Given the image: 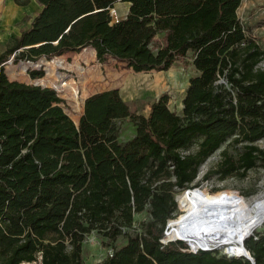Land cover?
<instances>
[{
	"label": "trees",
	"instance_id": "obj_1",
	"mask_svg": "<svg viewBox=\"0 0 264 264\" xmlns=\"http://www.w3.org/2000/svg\"><path fill=\"white\" fill-rule=\"evenodd\" d=\"M35 1L41 9L30 27L0 53V264H82V243L93 231L111 246L100 264H251L216 251H184L185 242L164 244L163 236L169 222L168 238H178L175 195L196 190L199 167L229 139L241 152L222 151L203 180L243 178L264 166L257 145L264 139V49L237 15L241 0ZM117 2L128 11L113 21ZM159 33L165 44L155 50ZM86 47L100 63L112 58L135 72L192 66L181 113L169 109L163 93L146 116L137 114L112 89L87 97L76 124L53 89L12 81L2 65L13 53L17 63ZM42 64L50 82L57 64ZM53 76L56 90L76 100L79 77L72 76L75 88L68 75ZM124 119L135 135L120 143L115 122ZM146 206L152 220L143 233L125 232ZM121 236L124 245H111ZM244 248L264 264V230Z\"/></svg>",
	"mask_w": 264,
	"mask_h": 264
},
{
	"label": "rangeland",
	"instance_id": "obj_2",
	"mask_svg": "<svg viewBox=\"0 0 264 264\" xmlns=\"http://www.w3.org/2000/svg\"><path fill=\"white\" fill-rule=\"evenodd\" d=\"M253 3L250 5L247 1L243 2L237 11V15L248 30V37L254 39L264 49V0H253ZM113 10L114 12L110 11V13L113 21H115L123 14L124 8L118 5ZM39 11L40 6L35 0H28V3L24 6L18 5L14 0H0V53L12 45L13 38L18 37L21 32L30 27L32 19ZM164 44L165 36L162 33H159L151 42L155 50L164 46ZM92 50L87 47L86 50H82L79 53H68L57 57L53 60L57 65L51 66L53 75L66 74L69 76L68 82L70 85H74L75 88V84L79 85V93L76 100H73L67 93L58 92L54 89L64 101L65 112L76 124L82 113V98L87 92L92 90L106 91L116 89L131 111L144 116L148 114L152 102L161 94L166 93L168 95L167 106L169 109L181 113V102L185 95L188 81L195 74L192 66H185L183 63L177 62L167 71L135 72L124 63L112 58L100 63L96 59L95 53H92ZM85 59L89 60L90 64L84 65L82 62L86 61ZM74 61L75 64L72 65ZM24 66L25 63L22 61L18 63H13L12 61L6 64L5 72L8 79L53 88L51 81L53 82L56 79L53 75H50L49 80L51 81H46L48 71L47 69L45 71L44 66L40 68L29 67V71L42 69L45 71V76L38 79H32ZM259 66H264V62H261ZM23 67L25 68L24 71ZM72 76L74 78L79 77L75 84L72 81ZM115 125L118 132V142L126 143L134 137L135 127L128 119L117 120ZM229 141L230 139L199 167L198 177L193 183V185L198 187L194 192L199 193L200 196L207 200L220 202H245L254 196L264 194V166L261 165L248 170L243 178H239L236 175L226 178L212 175L207 180L202 179L207 171L219 164L222 159V151L226 150L227 154L232 157H236L241 152V145L233 146L229 144ZM257 145L264 149V139L259 140ZM188 196L189 192L186 191L175 195L176 203L179 201L176 206V217L180 211L182 216L190 208V206L180 203L181 199H185L189 203ZM178 206H180L181 210H179ZM151 220L150 208L146 206L143 212L134 215L132 225L125 227L123 230L130 234H142L144 230L143 224ZM262 230H264V222L257 225L251 232H253L252 235H255L256 232H261ZM175 234L177 235L176 230ZM126 241L127 239L121 236L111 245L120 247ZM223 249L224 247L215 250V254L218 257L223 254L226 255V248ZM184 251H191V249L185 248ZM110 253L111 246L108 239L102 233L93 231L84 238L82 243V264H100ZM237 258L240 259L242 257L239 255ZM32 264H39V261Z\"/></svg>",
	"mask_w": 264,
	"mask_h": 264
},
{
	"label": "bare ground",
	"instance_id": "obj_3",
	"mask_svg": "<svg viewBox=\"0 0 264 264\" xmlns=\"http://www.w3.org/2000/svg\"><path fill=\"white\" fill-rule=\"evenodd\" d=\"M188 192L190 208L178 219L176 232L179 239L187 242L191 252L201 248L216 247L217 250L224 247L232 248L228 251L229 256L244 258L243 254L248 255L245 241L242 245L241 239L264 222V194L245 202H220L207 200L194 191ZM165 236L168 241L176 240L169 239L168 233Z\"/></svg>",
	"mask_w": 264,
	"mask_h": 264
},
{
	"label": "built area",
	"instance_id": "obj_4",
	"mask_svg": "<svg viewBox=\"0 0 264 264\" xmlns=\"http://www.w3.org/2000/svg\"><path fill=\"white\" fill-rule=\"evenodd\" d=\"M111 12H114V10L113 9H111ZM87 48V47H86ZM86 48H83L82 50H86ZM91 48V47H90ZM92 49V48H91ZM81 50V51H82ZM94 51V50H93ZM94 53H95V51H94ZM14 56H15V53H13L2 65H3V67H4V69H5V65L6 64H9V63H11L12 61H13V63H14ZM57 57H60V56H55V57H52V58H50V59H47V58H45V57H41L40 59H38V60H36V61H30V60H20L19 62H24L25 63V66L24 67H26V70L28 71V74H29V67H31V66H34L35 68L36 67H41V66H44L42 63H44V62H52L53 60H55ZM18 63V62H17ZM44 68H45V71H46V67L44 66ZM33 71V70H32ZM36 71H43V76L42 77H44L45 76V74L46 73H44L45 71L42 69V70H36ZM42 77H40V78H42ZM36 79H38V78H36ZM47 81V80H46ZM34 85H37V84H34ZM37 86H41V87H44V86H42V85H37ZM53 86V85H52ZM51 89H56L54 86H53V88H51ZM55 91V90H54ZM56 93H57V91H55ZM59 92V91H58ZM59 96V95H58ZM195 253V252H194Z\"/></svg>",
	"mask_w": 264,
	"mask_h": 264
},
{
	"label": "water",
	"instance_id": "obj_5",
	"mask_svg": "<svg viewBox=\"0 0 264 264\" xmlns=\"http://www.w3.org/2000/svg\"><path fill=\"white\" fill-rule=\"evenodd\" d=\"M186 192H188L189 191V189H186L185 190ZM168 228H169V223L167 222V224H166V226H165V230H164V232H163V236L164 235H166L168 232H167V230H168ZM252 235V233H250L249 235H247L245 238H243L242 239V245H243V241H245V240H247L250 236ZM173 241H175V240H169V241H166L164 244H166V243H168V242H173ZM176 241H181V242H183L182 241V239H179V238H177L176 239ZM163 243V242H162ZM220 246V245H219ZM218 246V247H219ZM216 248V247H215ZM215 248H201L200 250H202V251H215ZM229 250H232V248H226V256L227 257H229V258H235V257H233V256H229V254H228V251ZM242 250H244L243 249V247H242ZM195 252V251H194ZM193 252V253H194ZM243 257L246 259V260H248L251 264H255V261H254V259L251 257V255L249 254V252H248V255H244L243 254Z\"/></svg>",
	"mask_w": 264,
	"mask_h": 264
},
{
	"label": "crops",
	"instance_id": "obj_6",
	"mask_svg": "<svg viewBox=\"0 0 264 264\" xmlns=\"http://www.w3.org/2000/svg\"><path fill=\"white\" fill-rule=\"evenodd\" d=\"M245 1H247V3H249L250 5L254 4V3H253V0H241L240 7H241L242 3L245 2ZM254 1H256V0H254ZM118 5H121V6H123V8H124V12H123V14L119 17V19H121V18H123V17L127 14V11H128V5H127L126 3H123V2H117V3L115 4V8H116V6H118ZM240 7H239V8H240ZM239 8H238V9H239ZM40 9H41V7H40ZM32 20H33V19H32ZM116 20H118V19H116ZM31 22H32V21H31ZM162 34H163V36H165L164 33H162ZM89 90H90V89H89ZM99 92H103V90H92L91 92H87V94L82 98V101H81V103H82V107H83L84 100H85L87 97H89L90 95H93V94L99 93ZM80 115H81V114H80Z\"/></svg>",
	"mask_w": 264,
	"mask_h": 264
}]
</instances>
